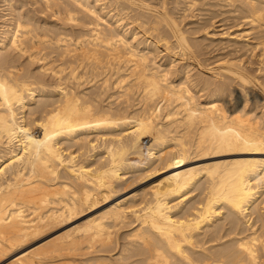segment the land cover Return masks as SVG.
Returning <instances> with one entry per match:
<instances>
[{
    "label": "bare ground",
    "instance_id": "obj_1",
    "mask_svg": "<svg viewBox=\"0 0 264 264\" xmlns=\"http://www.w3.org/2000/svg\"><path fill=\"white\" fill-rule=\"evenodd\" d=\"M12 1H0V259L109 204L129 180L158 166L179 168L193 155L236 153L250 158L172 173L151 193L144 190L141 196L131 193L118 199L100 215L21 252L11 263L120 264L97 254L133 219L139 228L127 234L124 247L118 242L123 247L120 259L116 257L120 262L136 258L130 264H264V159L252 157L264 155V133L251 122L244 125L243 115L240 121L236 115L228 117L233 82L218 79L225 75L237 81L243 91L236 96L244 98L245 107L253 97H264V82L228 58L217 70L207 69L214 81L193 79L196 66L189 55L200 47L191 40L197 48L191 50L180 19L169 11L166 17L157 13L154 4L164 9L165 0H115L117 6L108 12L105 0H71L75 6L65 5L64 10V1L41 0L42 14L48 11L54 20L92 27L80 35L53 29L47 20L36 29L31 23L35 16L21 12L19 1ZM198 1L189 0L187 8H195ZM235 1L244 14L238 19L264 28V0H230L228 5ZM133 7L142 13L131 15ZM236 28L220 38L245 42L249 49V30ZM165 29L176 38L177 53ZM161 48L172 60L179 57L182 68L177 70L172 60L168 68L159 64L155 51L160 54ZM24 57L27 65H20ZM33 63L38 73L31 70ZM258 86L263 94L251 96ZM115 97L121 108L114 107ZM139 104L142 111L135 113ZM197 189L203 190L204 202L188 204L186 196L178 202ZM223 214L227 218L218 223Z\"/></svg>",
    "mask_w": 264,
    "mask_h": 264
},
{
    "label": "rangeland",
    "instance_id": "obj_2",
    "mask_svg": "<svg viewBox=\"0 0 264 264\" xmlns=\"http://www.w3.org/2000/svg\"><path fill=\"white\" fill-rule=\"evenodd\" d=\"M0 1H2V0H0ZM14 2L16 1V0H13ZM12 1V2H13ZM17 1H19L18 3H20V4H18V5H21L20 6V9H21V12L23 11V12H27V14L29 13V15H30V17H34L35 18V20H34V18L32 19V21H31V23H32V25H33V27H35L36 29L38 28L37 26H39V24L41 23V21L42 20H47V21H49V26L51 27V28H53V29H57V30H59V29H62V31H69V33L70 32H72L71 34H73V35H80V34H83V33H86V32H88L89 31V27L90 28H92L91 26H89L88 27V29H87V26H82V25H72V24H68L67 22L66 23H64L65 21H58V20H54L53 19V17L51 16V14H50V12H48V11H45V13L44 14H42L41 12H43V10H42V1L41 0H39V2H40V4L38 5H36L35 3H34V0H17ZM24 1V2H23ZM60 2L62 1H64L63 2V4H62V2H61V4H62V6H60V9H63L64 10V7H65V5L66 6H68V8L69 9H72L75 5H73L72 4V2H71V0L69 1V0H59ZM108 1V2H107ZM105 0L104 2L106 3V5H108V6H106V10H105V12H108L109 10L108 9H114L116 6H117V4H116V1L115 0ZM113 1H115V2H113ZM151 1H153V0H151ZM180 0H165V2L167 3L166 4V6H165V8L164 9H162L163 7H160L161 5H157V4H154V5H156V6H158L159 8H157L158 10H157V13L158 14H164V13H166V12H170V16L171 17H173V18H177V20H179L180 21V28H181V30H183L182 32H184L185 33V35L187 36V38H188V41L189 42H191L190 43V45H192V42L194 41L195 43H196V46H199L200 47V50L201 51H199V52H194V54H192L193 52H191V54L189 55L192 59H193V61H194V66H196V69L194 68V71H192L193 73H191V76L193 77V79H200V78H204V79H207V80H209V78H210V80L211 81H214L215 79V77H213L210 73V71H208L207 69H215V70H217L218 69V67L219 66H217L218 64H219V62L220 61H223L224 59H226V58H228L229 60H234V62H236L237 61V63H240L241 64V66L242 67H244V68H247L248 69V71L250 70L251 71V73H255V75H253L254 77L256 76V78L260 81V82H264V74L263 75H261L262 73H264V69L262 68L263 67V64L261 65V63H260V60H259V58H260V53H261V48H263L262 47V45H261V41H262V43H264V40H262V36L264 37V28H257V27H255V26H253V25H249V24H247L246 22L244 23V21L243 20H240V19H242V17H243V11H242V8H241V6L240 5H242L241 3H238V5H237V1H235V2H233V6H231V4H229L228 5V3L230 2V0L229 1H227V0H222V1H225V2H222V1H213V0H207V1H205V0H201V2H203V1H205V2H207L206 4H205V2L204 3H201V2H197V6H195V8L194 7H192L191 9H188L187 8V4L189 3V0H186V1H183V0H181L180 2H179ZM148 2H149V0H148ZM173 2H175V3H173ZM183 2H185L184 4H183ZM67 3H69V4H67ZM110 3V4H109ZM215 3V4H214ZM216 3H217V5H216ZM218 3H221L222 5H220V4H218ZM225 3L230 7V8H228V6L227 5H225ZM171 4V5H170ZM183 6H182V5ZM205 4V5H204ZM209 4H213V5H209ZM235 4H236V6H235ZM1 5V4H0ZM23 5V6H22ZM153 5V4H152ZM202 5V6H201ZM209 5V6H208ZM37 6V7H36ZM40 6V7H39ZM179 6V7H178ZM186 6V7H185ZM204 6V7H203ZM211 6V7H210ZM215 6H217V7H215ZM235 6V7H234ZM24 7V8H23ZM27 7V8H26ZM72 7V8H71ZM108 7V8H107ZM112 7H114V8H112ZM177 7V8H176ZM201 7V8H200ZM213 7V8H212ZM1 8V7H0ZM35 8V9H34ZM39 8V9H38ZM173 8V9H172ZM175 8V9H174ZM188 9V12H186L185 13V15L187 16H183L182 15V18H180V16H181V14H183L182 12H183V10H186L187 11V9ZM237 8V9H236ZM24 9V10H23ZM38 9V10H37ZM41 9V10H40ZM166 9V10H165ZM215 9V10H214ZM231 9H233L232 11H230ZM36 10V11H35ZM108 10V11H107ZM171 10V11H170ZM214 10V11H213ZM239 10V11H238ZM32 11H34V12H32ZM41 11V12H40ZM130 11H131V15H136V14H141L142 12L139 10V9H135V7H133V9H130ZM179 11V12H178ZM211 11V12H210ZM219 11V12H218ZM46 12H48L47 14H46ZM134 12V13H133ZM175 14H174V13ZM225 12V13H224ZM227 12H229V13H231V14H229V13H227ZM235 12V13H234ZM240 12V13H239ZM7 13H9V11L7 12ZM121 13H124V12H121ZM178 13V14H177ZM207 13H209L208 15H206ZM224 13V14H223ZM227 13V14H226ZM233 13V14H232ZM40 14V16H37V15H39ZM50 14V15H49ZM215 16H213V15ZM222 14V15H221ZM34 15V16H33ZM46 17H45V16ZM174 15H176V17L174 16ZM219 15V16H218ZM223 15L225 16V17H223ZM238 15V16H237ZM164 16H165V14H164ZM168 16V15H167ZM36 17H37V20H36ZM91 17V16H90ZM166 17V16H165ZM211 17V18H210ZM237 19H236V18ZM241 17V18H240ZM2 18H3V16H2V14L0 13V26H2L1 25V23H2ZM48 18V19H47ZM52 19V21H51V19ZM202 18H204V19H202ZM234 18V19H233ZM238 18H240V19H238ZM4 19V18H3ZM30 19V18H29ZM40 19V20H39ZM196 19V20H195ZM216 19V20H215ZM224 19V20H223ZM231 19H232V21H231ZM53 20H54V22H53ZM230 20V21H229ZM233 20L235 21V22H233ZM37 21V22H36ZM56 21V22H55ZM178 21V22H179ZM209 21V22H208ZM227 21V22H226ZM237 21H238V23H237ZM222 22V23H221ZM228 22H229V24H228ZM240 22V23H239ZM64 25H63V24ZM212 23V24H211ZM37 24V25H36ZM242 24V25H241ZM57 25V26H56ZM69 25H71V26H69ZM221 25V26H220ZM238 25H240L241 26V28L240 29H243V30H249V32H250V44H249V49L248 48H245L246 46H248V45H246L245 44V42H237V43H231V42H229V40H222L221 38H220V36L221 35H223V33H225V32H227L228 31V33H231L232 31H235V30H237V28H236V26H238ZM59 26H61V27H59ZM63 26V27H62ZM67 26V27H66ZM163 26V25H162ZM199 26V27H198ZM231 26V27H230ZM74 27V29H72ZM79 27V28H78ZM84 27V28H83ZM164 27V26H163ZM163 27H161V28H163ZM234 27V28H233ZM64 28V29H63ZM83 28V29H82ZM203 28V29H202ZM206 28V29H205ZM207 28H208V30H207ZM250 28V29H249ZM253 28H256V30L255 29H253ZM70 29H72V30H70ZM84 29H85V31H84ZM164 29V28H163ZM186 29H187V31H186ZM252 29H253V31H252ZM79 30V31H78ZM207 30V31H206ZM38 31V30H37ZM61 31V30H60ZM67 31V32H68ZM76 31V32H75ZM167 31V32H166ZM230 31V32H229ZM164 32H166L167 34H168V30L167 29H165V31ZM199 34H198V33ZM256 32V33H255ZM196 33V35H194ZM210 34V35H209ZM257 34V35H256ZM169 35V40H170V42H169V44L173 47V48H171V49H175V51L176 50H178V46L176 45L177 43V40H176V38L174 37V36H171V34H168ZM173 35V34H172ZM207 35V36H206ZM172 37V39L173 40H171V37ZM258 36V37H257ZM260 37V40L258 39ZM197 39V40H196ZM176 40V41H175ZM191 40H193V41H191ZM259 40V41H258ZM258 41V42H257ZM226 42V43H225ZM260 42V44H258ZM176 43V44H175ZM194 43V44H195ZM217 43H219V44H217ZM223 43V44H222ZM194 44L191 46V50L193 49L194 51L197 49L196 48V46H194ZM216 44H217V46H216ZM222 44V45H221ZM231 44H233V45H231ZM224 45H225V47H224ZM229 45H231V46H229ZM256 45V46H255ZM170 46V47H171ZM193 47H195V48H193ZM231 47V48H230ZM238 47V48H237ZM254 47V48H253ZM255 47H257L258 49H255ZM222 48V49H221ZM251 48V49H250ZM224 49V50H223ZM231 49V50H230ZM236 50V49H238V50H236L235 52L233 51V50ZM244 49V50H243ZM253 49V50H252ZM162 50H163V48H161L160 50H159V52H162ZM227 50V51H226ZM246 50V51H245ZM247 50H248V53H247ZM250 50V51H249ZM257 52H256V51ZM173 51V50H172ZM255 51V52H254ZM259 51V52H258ZM156 52V54L158 55H156L155 53V55L157 56V58H159V59H157V62H159V64H160V62H161V65H165V66H163L164 68L166 67V68H168V64H170V62H172L173 61V64L174 65H177V70H179V67H181V66H179V65H182L183 66V62H180V59H179V57H177V58H175V60H172L171 59V55H167V53L165 52V51H163L162 53H158V50L157 51H155ZM176 53H177V51H176ZM236 53V54H235ZM241 53V54H240ZM253 53V54H252ZM259 55H258V54ZM164 54V55H163ZM174 54V53H173ZM163 55V56H162ZM195 55V56H194ZM204 55V56H203ZM176 56H177V54H176ZM179 56V55H178ZM240 56H241V59H240ZM204 57V58H203ZM255 57H257V58H255ZM57 58V57H56ZM223 58V59H222ZM196 59V60H195ZM204 59V60H203ZM215 59V60H214ZM250 59V60H249ZM254 59V60H253ZM26 58L24 57V59L22 60V58H21V63H20V65H22V64H24V65H27L26 63ZM169 60V61H168ZM172 60V61H171ZM177 60V61H176ZM179 60V61H178ZM210 60V61H209ZM24 61H25V63H24ZM174 61H176V62H174ZM205 61H208V62H205ZM179 62V63H178ZM196 62V63H195ZM198 62V63H197ZM245 62V63H244ZM249 62V63H248ZM257 62V63H256ZM183 63V64H182ZM213 63V64H212ZM251 63V64H250ZM36 66H35V65ZM199 64V65H198ZM68 64H66L65 66H64V68L67 66ZM252 65V66H251ZM256 65V66H255ZM31 66H32V68H31V70L34 72V70L38 73V65L36 64V63H33V64H31ZM203 66V67H202ZM206 66V67H205ZM247 66V67H246ZM258 66V67H257ZM37 68V69H36ZM182 68V67H181ZM260 70H259V69ZM262 68V69H261ZM206 69V70H205ZM251 69H253V70H251ZM263 70V71H262ZM69 71V69L66 71V72H68ZM122 71H123V69H122ZM219 71H221V70H219ZM262 71V72H261ZM200 72L202 73V74H200ZM209 74H208V73ZM257 72V73H256ZM261 72V73H260ZM35 73V72H34ZM196 73V74H195ZM199 75H198V74ZM206 75V76H205ZM203 76V77H202ZM206 78H205V77ZM114 77H116V76H114ZM113 77V80L114 79H116V78H114ZM199 77V78H198ZM209 77V78H208ZM223 77V76H222ZM51 78H49L48 79V81H53L52 79L50 80ZM174 79V77H172V80ZM228 79V80H227ZM263 79V80H262ZM177 80V79H176ZM176 80H175V83L176 84H178L177 82H176ZM218 80H222V81H224V82H226V83H228L229 85L231 84V82H233L230 86V90H229V93L228 94H230V92H232V91H234V93L232 92L230 95V97H231V99L228 101L227 100V102H228V106H229V108H231L230 109V111H229V114H228V117H230L229 115H231V118H234L235 116L234 115H236V119H238V121H240V120H242L241 119V117H243V120H245L246 122H244L243 120H242V122H243V124L244 123H249V122H251L249 125H251L252 126V128L254 127V125H255V127L256 128H254V129H257L258 131V133H260V134H262V133H264V97L263 98H260V97H253V99H252V101L249 103V107L247 106V107H245V105H243V104H245V100H244V98H243V100H242V98L241 99H239L238 100V97L236 96L238 93H240V92H242L243 91V89H242V87L241 86H239V84L237 83V81L236 80H234L233 81V79L231 80V77H225V75H224V77H223V79L222 78H219ZM230 80V81H229ZM229 81V82H228ZM237 85V86H236ZM236 87V88H235ZM241 87V88H240ZM233 88V89H232ZM258 89V90H257ZM261 90V87H256V88H254V93H252L251 94V96H254V94H255V92L256 93H258V94H260L261 92V94H263V89ZM242 90V91H241ZM257 90V91H256ZM114 91V90H113ZM109 92H111L112 93V91H110L109 90ZM235 94V95H234ZM260 94V95H261ZM233 95H234V97H233ZM116 97L118 96V95H115ZM114 98V101H113V105H114V103H115V105H114V107H116V106H118L117 108H121V105H118V104H120V103H118V101H117V98ZM229 97V98H230ZM235 97H237V98H235ZM235 98V100H233ZM228 99V98H227ZM257 99L259 100V101H257ZM232 100V101H231ZM237 100V101H236ZM241 101V102H240ZM261 101V102H260ZM234 102V103H233ZM240 102V103H239ZM255 102H257V106L255 105ZM259 102V103H258ZM117 103V104H116ZM254 103V104H253ZM262 103V104H261ZM236 106H235V105ZM255 105V106H254ZM123 107V106H122ZM138 107V108H137ZM137 107L135 108V109H137V110H135L134 112L135 113H137V112H141L140 111V108H141V104H139V105H137ZM140 107V108H139ZM243 107H245V109L243 108ZM139 109V110H138ZM243 109V110H242ZM134 110V109H133ZM238 110H240V111H238ZM238 114H237V113ZM240 114V115H239ZM248 114V115H247ZM241 115H243V116H241ZM245 115H247V116H245ZM234 116V117H233ZM239 116H241V117H239ZM238 117V118H237ZM239 118H240V120H239ZM247 118H249V119H247ZM247 120H249V121H247ZM251 120V121H250ZM253 124V125H252ZM245 125V124H244ZM249 125H247L246 124V126H249ZM250 127V126H249ZM257 127H259V128H257ZM261 129V130H260ZM93 139V138H92ZM97 143V142H96ZM231 154V155H230ZM233 154H235V155H233ZM195 156V157H194ZM193 157H194V159L191 157V161H189L188 160V162L186 161L185 163H180V166H179V168H174L175 167V165L174 166H165V165H163V167H157L156 169H154L153 170V172H150V173H147V174H144V175H141L140 177H138V179L137 178H135V179H132V180H129V182H127L125 185H124V187H122L120 190H119V192H118V195H117V197L114 199V200H111L110 202H109V204H106V205H104V206H101V207H99L98 209H95V210H92V211H88V212H84V213H82V214H80V215H78L77 217H75V218H73L72 220H70L67 224L65 223L64 225H62V227L61 226H59V227H57L56 229H54V230H52V231H50L48 234L49 235H44V236H42V237H40V238H38V239H35V240H33V241H30L29 243H28V245L27 246H25L23 249H21V250H19V251H17V252H14V253H12V254H9L8 256L6 255V256H2L1 257V259H0V264H12L11 262H13V259H14V257H16L17 255H19V254H21V252L23 253V251L24 252H26V251H30V249L31 250H33V249H35L36 247H38V245L40 246L43 242H46V241H48V239L50 240V239H52V238H54V237H56V235L57 234H63V232H66V230H70V228L72 229H74V227H78V226H80L84 221H86L87 219H89L90 217L91 218H93V217H95V215L97 216L98 214L100 215V213H102V212H104V211H106V209L107 208H109L113 203H115V201H118V199L119 200H121V199H123V198H125V197H127V196H129V195H131V193L132 194H137V196L139 195V196H141V194L139 193V192H141L142 194L146 191V193H151L152 191H153V189H155L154 187H156L155 185H157L158 183H160V181L161 180H163L164 178H166V177H168L169 175H171L172 173H175V172H179V171H181V170H184V169H187V168H193V167H204V166H206V165H210V164H214V163H220V162H225V161H230V160H234V159H238V160H240V159H246V158H250L249 156H242V155H238V154H236V153H228L227 155L226 154H221V156L219 155V156H208V157H201V156H196V155H193ZM198 157V158H197ZM252 157H254V158H261V159H264V155H261V156H252ZM165 167V168H164ZM166 167H168V168H166ZM159 168V169H158ZM158 169V170H157ZM163 169V170H162ZM204 179H205V177L204 178H201V180L200 181H204ZM202 183V182H201ZM128 186V187H127ZM202 189V188H201ZM201 189H197V190H193V191H191L190 190V192H186L185 194H183V196L182 197H180V199L178 200V202L183 198V197H187V200L186 201H188L189 203L188 204H196L197 205V203L198 204H200V203H202V202H204V199H205V195H204V192H203V190L201 191ZM145 190V191H144ZM261 191V190H260ZM203 192V193H202ZM120 193V194H119ZM188 196H187V195ZM189 198V199H188ZM113 201V202H112ZM197 201V202H196ZM173 203H177V200L175 201V202H173ZM226 213V212H225ZM82 215V216H81ZM225 215H227L228 216V214H223V215H221V218H220V220H217V222L218 223H223L224 222V220L227 218V216H226V218L224 217ZM257 214H254L253 216L254 217H257L256 216ZM223 216V217H222ZM132 222H133V224L135 225H132ZM217 223V224H218ZM69 224V225H68ZM137 223H135L134 222V220L132 219V221L131 220H129V221H127V223H125L124 224V227H122L121 229H120V231L117 233V237H115L114 238V242L111 244V245H109L108 246V248L107 247H105V248H102L103 250H100L101 248H97V250H100L101 252H102V254L100 253V252H98V254L97 255H101V256H103L104 258H109L110 257V259L109 260H112V261H116L117 260V262L118 263H120V264H130V262L132 263L133 261H136V258L135 259H132V261L131 260H127V262H125V261H123V260H121V262H123V263H121L120 262V260H118V259H120V257L118 256V253L120 252L121 253V250H122V248L125 246V245H123L124 243L125 244H128V240L126 241V236H127V234L129 233H131L130 231H132V233H133V231L134 230H137L139 227H138V224L136 225ZM67 225V226H66ZM127 225H128V227L129 226H132V227H127ZM59 228V229H58ZM126 228H128V229H126ZM51 232H52V234H51ZM119 234V235H118ZM54 235V236H53ZM123 235V236H122ZM58 236V235H57ZM125 236V237H124ZM51 237V238H50ZM118 238V239H117ZM125 240H124V239ZM116 240V241H115ZM118 242H120L119 244L120 245H122L123 247L122 248H120V245L118 244ZM127 242V243H126ZM115 243V244H114ZM116 243H117V245H119V246H117L116 245ZM123 243V244H122ZM113 245V246H112ZM114 245H116V249H115V246ZM111 247V248H110ZM113 247V248H112ZM33 248V249H32ZM105 249H107V250H105ZM105 250V251H104ZM120 250V251H119ZM108 253H107V252ZM104 252V253H103ZM113 252V253H112ZM77 253V252H76ZM80 253V252H79ZM78 253V254H79ZM100 253V254H99ZM110 253V254H109ZM120 253H119V255H120ZM109 256V257H108ZM119 258H118V257ZM128 256V253L126 254H124V257H127ZM7 257V258H6ZM116 257L118 258V259H116ZM102 258V257H101ZM111 258H114V259H111ZM79 259H81V258H79ZM126 260V259H125ZM130 261V262H129ZM129 262V263H128ZM59 264H66V262L65 261H63V262H61V263H59Z\"/></svg>",
    "mask_w": 264,
    "mask_h": 264
}]
</instances>
